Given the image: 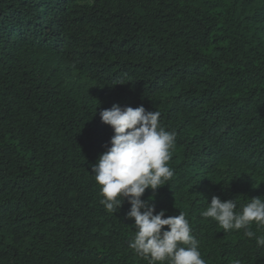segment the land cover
Returning <instances> with one entry per match:
<instances>
[{
    "label": "trees",
    "instance_id": "16d2710c",
    "mask_svg": "<svg viewBox=\"0 0 264 264\" xmlns=\"http://www.w3.org/2000/svg\"><path fill=\"white\" fill-rule=\"evenodd\" d=\"M114 105L176 133L154 214L186 213L206 264H264L200 215L264 198V0H0V264H147L92 173Z\"/></svg>",
    "mask_w": 264,
    "mask_h": 264
},
{
    "label": "clouds",
    "instance_id": "9594fccd",
    "mask_svg": "<svg viewBox=\"0 0 264 264\" xmlns=\"http://www.w3.org/2000/svg\"><path fill=\"white\" fill-rule=\"evenodd\" d=\"M100 116L115 134L111 146L92 165V173L103 197L100 203L108 212L119 211L125 200L131 205L126 218L134 219L135 234L129 247L147 264H206L186 213L166 218L165 211L154 214L153 197L142 200L146 190L155 192L173 177L169 162L176 133L162 126L159 111L149 112L143 106L114 105ZM200 215L217 222L226 233L242 231L264 247V235L252 230L253 224L257 231L264 229V198L240 204L237 199L213 196Z\"/></svg>",
    "mask_w": 264,
    "mask_h": 264
}]
</instances>
